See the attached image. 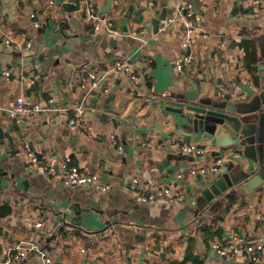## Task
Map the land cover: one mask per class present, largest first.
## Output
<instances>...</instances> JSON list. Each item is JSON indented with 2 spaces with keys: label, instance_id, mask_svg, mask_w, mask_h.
I'll use <instances>...</instances> for the list:
<instances>
[{
  "label": "crops",
  "instance_id": "crops-1",
  "mask_svg": "<svg viewBox=\"0 0 264 264\" xmlns=\"http://www.w3.org/2000/svg\"><path fill=\"white\" fill-rule=\"evenodd\" d=\"M51 1L0 0V209L11 207L0 217V264L12 240L34 241L53 255L52 264H226L230 259L211 249L213 241L234 233L264 240V184L252 193L228 191L222 204L207 213L211 202L197 212L199 179L206 175L200 168L221 150L210 137L187 132L159 105L160 97L195 80L200 96L231 93V101L248 98L241 84L260 88L264 19L251 16L252 0H191L202 16L201 31L192 61L180 73V26L168 21L172 0H112L109 32L94 31L77 9L79 0L72 10L65 7L69 0ZM87 2L101 13L107 0ZM34 12L44 14L40 28L33 27ZM121 58L141 76L139 85L109 73L93 90L82 88L83 62L105 68ZM17 97L41 103L42 110L16 123L5 108ZM77 108L82 125L69 126ZM169 138L209 152H179ZM25 144L42 156L33 169ZM65 156L110 188L66 185L43 174L48 158L59 162ZM134 178L156 186L175 183L186 192L176 202L139 203L130 189ZM221 212L224 217L214 219ZM41 217L38 231L34 223ZM243 263L264 264V250L260 261ZM12 264L43 262L33 252Z\"/></svg>",
  "mask_w": 264,
  "mask_h": 264
},
{
  "label": "built area",
  "instance_id": "built-area-1",
  "mask_svg": "<svg viewBox=\"0 0 264 264\" xmlns=\"http://www.w3.org/2000/svg\"><path fill=\"white\" fill-rule=\"evenodd\" d=\"M54 4V1H51ZM172 9L169 15V23H177L180 26L179 40L182 49V56L176 61L175 69L179 73L183 71L192 61V52L196 38L201 31L202 16L196 10L191 0H172ZM251 16L264 19V0H252ZM77 9L82 13L84 19L91 22L94 31L99 32L105 29L109 32L113 26V16L108 13H99L94 11L87 0H79ZM32 24L35 28H40L44 21V14L32 13ZM31 42H28L24 49H28ZM81 86L87 92L93 90L99 83L100 79L107 74L112 73L114 76L123 77L130 80L133 84L141 83V76L137 73L129 59H116L110 62L105 68H99L90 61H85L80 67ZM10 75V71L7 72ZM42 110L41 103L27 104L24 98L17 97L5 108L7 116L16 123H21L25 119L33 120L38 112ZM53 121V119H51ZM171 124V122L169 123ZM69 126L82 125V110L77 108L73 117L68 121ZM168 142L179 152L192 154L195 156L204 155L209 152L207 146L198 143L179 142L169 138ZM9 144V142H8ZM151 145V142L146 143ZM9 149L11 148L8 146ZM121 149V146H119ZM24 151L29 156L28 168L37 167L42 160L32 148L25 144ZM241 153L238 150L228 151L224 155L216 157L210 166H201L202 172L217 173L225 160L240 158ZM43 174L51 179H60L66 185L71 186H92L100 191H107L109 184L101 181L99 175L89 169H81L73 162L71 157L65 156L59 162L48 158L41 164ZM196 172V171H195ZM194 172V173H195ZM131 193L134 199L139 203H152L158 199H166L170 202L178 201L186 192L183 186L175 183L166 185H153L150 182L140 181L134 178L130 183ZM35 229L40 231L43 227V218H39L34 223ZM6 255L1 264H12L22 262L27 259L30 253H37L42 258L43 264H52L53 255L44 247L32 240H12L5 244ZM211 249L218 253L222 258L238 260L241 262L260 261L264 250V240L246 238L240 233H234L232 237L225 241L215 240L211 243Z\"/></svg>",
  "mask_w": 264,
  "mask_h": 264
},
{
  "label": "water",
  "instance_id": "water-1",
  "mask_svg": "<svg viewBox=\"0 0 264 264\" xmlns=\"http://www.w3.org/2000/svg\"><path fill=\"white\" fill-rule=\"evenodd\" d=\"M55 1L58 4L63 2ZM72 2L74 0H69L65 6L68 10L75 8ZM111 7L112 0H107L100 12L109 13ZM241 88L248 98L236 96L231 101V93L221 98L200 96L195 80L185 90L175 89L159 98L163 112L175 115L187 132L210 137L221 150L219 156L234 151L231 149L235 147L241 153L240 158L225 160L217 173L207 171L205 177L199 179L197 212L212 202L207 210L210 212L228 191L239 189L252 193L264 184V80L258 90L243 84ZM38 157L42 159L41 155ZM58 231L48 241L53 240ZM226 264L244 263L228 260Z\"/></svg>",
  "mask_w": 264,
  "mask_h": 264
},
{
  "label": "trees",
  "instance_id": "trees-1",
  "mask_svg": "<svg viewBox=\"0 0 264 264\" xmlns=\"http://www.w3.org/2000/svg\"><path fill=\"white\" fill-rule=\"evenodd\" d=\"M229 197H231V196H229ZM223 200H224V199L222 198V200H221V204H222V201H223ZM229 201H230V202H229ZM231 201H232L231 199L228 200V205L226 206L227 209H231L230 207L234 205V202H231ZM10 212H11V207L8 206V205H5L3 208L0 209V217H4V216L8 215ZM222 212H223V211H222ZM222 212H221L220 214H218L216 217H214V219H216V220H217V218H221V219H222V218L224 217V216L222 215ZM205 228H206V230L208 231V229H210L211 227L206 226Z\"/></svg>",
  "mask_w": 264,
  "mask_h": 264
}]
</instances>
